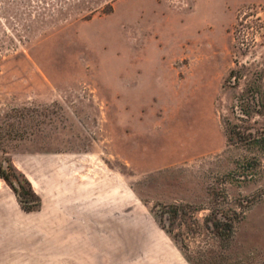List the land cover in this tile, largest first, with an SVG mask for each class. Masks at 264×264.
<instances>
[{
  "label": "rangeland",
  "instance_id": "374dc122",
  "mask_svg": "<svg viewBox=\"0 0 264 264\" xmlns=\"http://www.w3.org/2000/svg\"><path fill=\"white\" fill-rule=\"evenodd\" d=\"M0 165L38 200L0 176V264H63L48 214L95 166L65 264H264V0H0Z\"/></svg>",
  "mask_w": 264,
  "mask_h": 264
},
{
  "label": "crops",
  "instance_id": "0c3cea01",
  "mask_svg": "<svg viewBox=\"0 0 264 264\" xmlns=\"http://www.w3.org/2000/svg\"><path fill=\"white\" fill-rule=\"evenodd\" d=\"M69 191L64 194L63 210L60 215L48 214L52 218L60 216L55 223H47L48 231H61V242L57 247L61 248V263H70L71 258L80 255L95 256L100 248V232L103 230L102 206H103V179L101 168L94 167L87 173L80 184H72ZM110 196V195H109ZM117 197V194H114ZM50 220V219H49ZM79 232L81 235H70ZM98 249V250H97ZM81 262V260H77ZM90 262V261H88Z\"/></svg>",
  "mask_w": 264,
  "mask_h": 264
},
{
  "label": "trees",
  "instance_id": "16d2710c",
  "mask_svg": "<svg viewBox=\"0 0 264 264\" xmlns=\"http://www.w3.org/2000/svg\"><path fill=\"white\" fill-rule=\"evenodd\" d=\"M0 176L5 178L11 184L12 188L19 196L21 202H23L22 204L25 209H32L35 205L38 204V200L32 201L28 199H22L21 197L22 192L30 193L31 190L30 192L22 191L21 190V188L23 187L22 183H19L18 186L14 185L12 180L9 178V176L3 172L1 165H0ZM168 206L170 207L169 212H171L174 216L178 213V210L182 205L177 203H172L169 204ZM205 218L206 221L209 223V226L212 231L218 234L225 235L232 231L234 224L236 221H238L240 215L237 212L234 215H228L223 213L217 214L215 211H212L211 214H208Z\"/></svg>",
  "mask_w": 264,
  "mask_h": 264
}]
</instances>
